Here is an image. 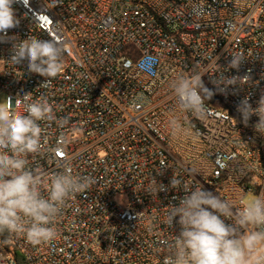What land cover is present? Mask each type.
<instances>
[{
    "label": "built area",
    "instance_id": "2783aa9c",
    "mask_svg": "<svg viewBox=\"0 0 264 264\" xmlns=\"http://www.w3.org/2000/svg\"><path fill=\"white\" fill-rule=\"evenodd\" d=\"M19 27L9 35L60 39L68 52L59 76L47 86L14 65L10 43H0V95L16 99L45 96L58 120L41 122V151L29 165L45 174L70 169L95 183L73 197L56 220L57 237L31 244L23 235H0V264H164L167 244L178 234L166 220L183 191L149 195L153 177L170 185L203 186L222 198L264 195V135L237 111L245 96L253 108L264 95V0H20L13 5ZM243 52L239 71L228 68ZM159 58L160 75L138 71L145 55ZM217 68L219 72H214ZM205 73L214 100H205L203 120L192 116L193 137L172 139L169 121L176 100L169 82L177 75ZM249 75L242 88L216 90L212 82ZM14 112L22 110L19 104ZM183 122V121H182ZM202 175H192L194 166Z\"/></svg>",
    "mask_w": 264,
    "mask_h": 264
},
{
    "label": "clouds",
    "instance_id": "9594fccd",
    "mask_svg": "<svg viewBox=\"0 0 264 264\" xmlns=\"http://www.w3.org/2000/svg\"><path fill=\"white\" fill-rule=\"evenodd\" d=\"M20 0H0V43H10L9 61L14 65L27 62L29 72L44 78L41 86H47L59 76L68 52L65 41L38 39L28 36L20 39L10 36L9 30L19 27L20 19L13 5ZM25 3V0H23ZM231 55L228 68L239 71L246 59L243 52ZM159 58L145 54L137 63L138 71L158 78ZM217 68L214 72H219ZM205 73L180 74L169 82L176 100L174 118L169 121L172 139L197 135L187 122L190 115L203 120L207 115L204 101L213 90L206 87ZM216 90L225 92L227 86L241 88L250 82L249 75L226 77L221 74L212 81ZM19 104L22 110L13 111ZM242 122L259 117L255 131L264 135V95L253 108L245 96L238 106ZM55 121L63 127L67 120L55 117L52 105L45 96L33 99L32 93L11 98L0 103V235H23L31 244L50 243L58 235L56 220L70 200L88 190L96 181L92 176L75 175L70 169L55 174H45L29 165V155L41 151L44 129L41 122ZM183 121V122H182ZM190 174L202 175L201 166H194ZM182 190L167 213L169 229L179 226L178 234L167 244L169 255L164 264H264V195L238 203L245 199L237 194L234 198H222L203 186H185L179 178L172 177L170 185L158 183L153 177L145 193L157 195L169 189Z\"/></svg>",
    "mask_w": 264,
    "mask_h": 264
},
{
    "label": "trees",
    "instance_id": "16d2710c",
    "mask_svg": "<svg viewBox=\"0 0 264 264\" xmlns=\"http://www.w3.org/2000/svg\"><path fill=\"white\" fill-rule=\"evenodd\" d=\"M1 236L6 242H8L5 233ZM7 247L8 250L13 254L14 258L17 260L18 264H26L24 256L18 250H16L15 248H10L9 245H7Z\"/></svg>",
    "mask_w": 264,
    "mask_h": 264
},
{
    "label": "rangeland",
    "instance_id": "374dc122",
    "mask_svg": "<svg viewBox=\"0 0 264 264\" xmlns=\"http://www.w3.org/2000/svg\"><path fill=\"white\" fill-rule=\"evenodd\" d=\"M5 102V95H0V103ZM252 198H249L247 201L251 200Z\"/></svg>",
    "mask_w": 264,
    "mask_h": 264
},
{
    "label": "water",
    "instance_id": "95a60500",
    "mask_svg": "<svg viewBox=\"0 0 264 264\" xmlns=\"http://www.w3.org/2000/svg\"><path fill=\"white\" fill-rule=\"evenodd\" d=\"M215 96L213 95L208 101H213Z\"/></svg>",
    "mask_w": 264,
    "mask_h": 264
}]
</instances>
